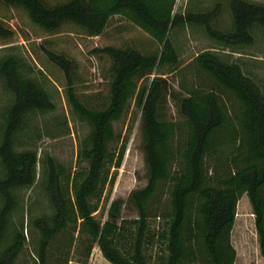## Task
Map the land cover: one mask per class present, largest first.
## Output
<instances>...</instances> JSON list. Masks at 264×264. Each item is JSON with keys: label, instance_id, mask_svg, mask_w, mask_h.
I'll return each instance as SVG.
<instances>
[{"label": "trees", "instance_id": "obj_1", "mask_svg": "<svg viewBox=\"0 0 264 264\" xmlns=\"http://www.w3.org/2000/svg\"><path fill=\"white\" fill-rule=\"evenodd\" d=\"M174 4L175 0H0V46L13 44L16 35L11 17L2 11L21 13L40 34V43L29 45L32 54L65 89L73 112L90 126L82 152L85 167L70 171L48 159L45 190L52 214L31 221L33 264H69L76 245L79 264H88L94 245L111 264H235L231 232L243 194L253 210L264 258V95L258 86L238 63L199 53L189 65L194 79L180 85L185 94L179 107L182 119L171 121L158 116L163 96L159 81L143 82L157 69L177 63L168 38L171 28L202 25L209 37L226 47L247 46L254 41V27L264 34V5L229 0L232 28L223 32L211 24L218 6L209 12L177 14ZM110 32L121 39L118 45L89 50L101 65L105 87L84 93L77 59L56 49L45 36L73 33L93 38ZM0 83L13 97L4 111L0 140V264H18L26 245L23 229L2 245L16 207L13 192L34 184L38 157L35 149H18L16 136L27 115L50 111L54 105L35 80L21 73L13 56L0 60ZM134 96L142 111L148 180L130 195L138 217L118 222V201L110 203L105 219L100 211L105 190L115 181L110 170L121 166L126 147V142L113 146V123ZM156 216L163 223L160 231L151 229L150 220ZM155 238L163 247L153 255L149 249Z\"/></svg>", "mask_w": 264, "mask_h": 264}, {"label": "rangeland", "instance_id": "obj_2", "mask_svg": "<svg viewBox=\"0 0 264 264\" xmlns=\"http://www.w3.org/2000/svg\"><path fill=\"white\" fill-rule=\"evenodd\" d=\"M264 5V0H248ZM219 7L217 15L212 20V26L223 32L232 28L229 12V0H175L173 12L185 14L187 12H209ZM2 15L10 16V23L16 31L15 42L11 45L0 46V60L7 56L15 57L20 63V71L25 77L32 78L49 95L54 108L47 112H33L26 116L22 130L17 134L18 149H35L38 157L36 181L31 187L18 188L13 192L16 201L14 211L8 217V227L2 246H7L17 231L23 229L26 245L18 257V264H33L34 253L31 240L35 235L31 221L36 217L52 214L49 197L45 190L48 159L53 160L56 166L74 171L85 167L87 162L82 152L88 146L89 123L76 115L66 97V92L49 73L44 63L38 60L31 52L30 43H40L39 32L17 11H2ZM125 34L124 38H128ZM254 41L251 45L226 47L212 39L202 25L182 24L171 28L168 38L178 55L177 63L173 66L161 67L143 82L159 81L163 87V96L158 105V116L162 120L179 121L182 116L179 107L185 96L180 88L182 83H189L194 79V71L189 65L194 57L202 52H210L225 62L238 63L243 73L248 76L264 95V34L259 27L252 30ZM37 37V38H36ZM54 42L56 49L65 51L77 59L83 76L81 90L84 93L95 92L105 87V82L99 75L101 65L89 55L93 47L118 45L120 40L112 32L106 36L87 38L73 33H63L54 36H45ZM183 71L180 73V71ZM204 77V76H203ZM142 81L138 82V85ZM12 95L0 83V140L4 127L5 109L12 102ZM116 149L126 142L121 166L112 168L115 173L112 188H107L101 204L104 219L110 203L118 201L121 206L119 217L132 219L138 217V212L130 199L131 192L144 187L148 180V171L144 160V133L142 111L135 104V96L129 101L128 107L119 121L113 123ZM0 165V177H3ZM165 200V192H162ZM0 197V210L3 207ZM253 210L246 194L238 201L236 217L231 232V243L236 250L235 264H264L260 254L258 235L254 223ZM100 213L98 215H100ZM151 229L160 231L163 223L161 218H151ZM162 244L157 238L149 249L155 255L160 252ZM75 246L69 264H79ZM97 245H94L88 264H111L101 254ZM93 256V260L91 261ZM103 261V263H101ZM152 264H156L151 261Z\"/></svg>", "mask_w": 264, "mask_h": 264}, {"label": "crops", "instance_id": "obj_3", "mask_svg": "<svg viewBox=\"0 0 264 264\" xmlns=\"http://www.w3.org/2000/svg\"><path fill=\"white\" fill-rule=\"evenodd\" d=\"M100 258H101V254L97 255V259L99 260ZM92 260H93V256H92L91 261H92ZM101 263H103V261H102Z\"/></svg>", "mask_w": 264, "mask_h": 264}]
</instances>
